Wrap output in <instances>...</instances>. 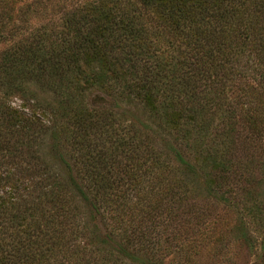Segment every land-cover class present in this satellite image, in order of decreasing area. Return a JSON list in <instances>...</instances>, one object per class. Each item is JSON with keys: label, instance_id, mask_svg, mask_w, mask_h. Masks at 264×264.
<instances>
[{"label": "trees", "instance_id": "1", "mask_svg": "<svg viewBox=\"0 0 264 264\" xmlns=\"http://www.w3.org/2000/svg\"><path fill=\"white\" fill-rule=\"evenodd\" d=\"M235 243L264 264V0H0V264Z\"/></svg>", "mask_w": 264, "mask_h": 264}, {"label": "rangeland", "instance_id": "2", "mask_svg": "<svg viewBox=\"0 0 264 264\" xmlns=\"http://www.w3.org/2000/svg\"><path fill=\"white\" fill-rule=\"evenodd\" d=\"M13 104L18 105L19 101L14 99ZM209 263V262H208ZM252 257L249 255L248 251L235 244H230L227 248L221 250L220 258L213 264H251ZM200 264H207V261H200Z\"/></svg>", "mask_w": 264, "mask_h": 264}]
</instances>
